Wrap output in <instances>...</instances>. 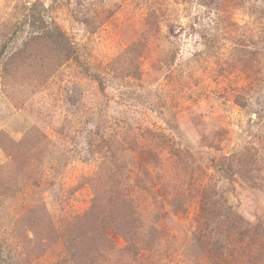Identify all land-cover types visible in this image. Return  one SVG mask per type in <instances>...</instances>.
Masks as SVG:
<instances>
[{
	"label": "rangeland",
	"instance_id": "obj_1",
	"mask_svg": "<svg viewBox=\"0 0 264 264\" xmlns=\"http://www.w3.org/2000/svg\"><path fill=\"white\" fill-rule=\"evenodd\" d=\"M0 261L264 264V0H0Z\"/></svg>",
	"mask_w": 264,
	"mask_h": 264
},
{
	"label": "trees",
	"instance_id": "obj_2",
	"mask_svg": "<svg viewBox=\"0 0 264 264\" xmlns=\"http://www.w3.org/2000/svg\"><path fill=\"white\" fill-rule=\"evenodd\" d=\"M0 264H4L2 261H0Z\"/></svg>",
	"mask_w": 264,
	"mask_h": 264
}]
</instances>
